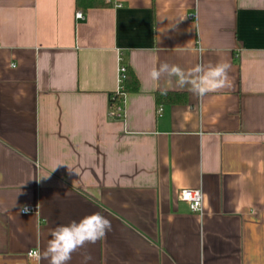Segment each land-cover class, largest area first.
<instances>
[{"label": "crops", "instance_id": "crops-1", "mask_svg": "<svg viewBox=\"0 0 264 264\" xmlns=\"http://www.w3.org/2000/svg\"><path fill=\"white\" fill-rule=\"evenodd\" d=\"M101 1L0 0V264H48L27 255L96 212L88 264H264V0ZM164 62H227L228 86L198 98Z\"/></svg>", "mask_w": 264, "mask_h": 264}, {"label": "clouds", "instance_id": "clouds-1", "mask_svg": "<svg viewBox=\"0 0 264 264\" xmlns=\"http://www.w3.org/2000/svg\"><path fill=\"white\" fill-rule=\"evenodd\" d=\"M204 51L203 48L199 49L201 56ZM230 69L231 65L227 62L214 65L197 63L187 70L179 65L164 62L158 67H153L149 75L156 82L165 78L167 85H171L174 80L177 88H186L198 98H203L208 93L228 86ZM168 90V86L160 88L162 95H166ZM29 211L26 205L19 208V212L23 214ZM111 230V221L100 212H96L82 217L79 221L73 220L68 224L57 225L50 232L51 239L48 240L47 246L42 251L38 249L31 255L37 261L47 260L48 264H68L73 253L85 249L81 252V264H88L92 257L86 251L87 245L105 239Z\"/></svg>", "mask_w": 264, "mask_h": 264}, {"label": "built area", "instance_id": "built-area-1", "mask_svg": "<svg viewBox=\"0 0 264 264\" xmlns=\"http://www.w3.org/2000/svg\"><path fill=\"white\" fill-rule=\"evenodd\" d=\"M105 1L108 3L111 2V0H105ZM76 18H77V20H83L84 15L82 13H77ZM125 73H126V69L124 67H121L120 68L121 78L124 79ZM122 97H124V91H123V88L120 87L119 91L116 93L115 98H118V100H120V102H121ZM113 100H114V98H113ZM110 112H111L110 113L111 117L113 119H122L123 118L122 108L119 104L117 106H113L111 104ZM179 200L181 202L187 204L189 206L190 210L192 211V213L198 214V215L203 214L204 196H203V193L201 190H183L179 194ZM29 209H30L29 213H27V214L21 213V214L22 215H29V214H37L38 213L37 208H35V207H31ZM33 252H35V251H30L28 253V255H27L28 259L36 260L33 257V255H31Z\"/></svg>", "mask_w": 264, "mask_h": 264}, {"label": "trees", "instance_id": "trees-1", "mask_svg": "<svg viewBox=\"0 0 264 264\" xmlns=\"http://www.w3.org/2000/svg\"><path fill=\"white\" fill-rule=\"evenodd\" d=\"M102 1L101 0H75V6H76V11L82 13L84 15V13H86L89 9L91 8H95V7H107L106 5L101 4ZM126 87H127V91L129 90H133V91H138L139 89V85H138V81L135 78V76L133 75V73L126 69ZM123 91L125 93L126 89L123 88ZM165 98V99H171L173 96L170 94H166V95H158V98ZM172 100V99H171ZM120 103V100H118V98H114V100H111V104L113 106H117Z\"/></svg>", "mask_w": 264, "mask_h": 264}]
</instances>
